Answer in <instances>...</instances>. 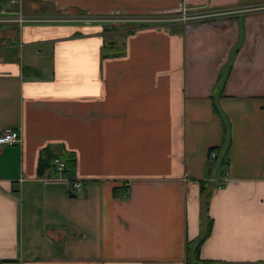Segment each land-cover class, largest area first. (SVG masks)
Listing matches in <instances>:
<instances>
[{
  "label": "crops",
  "instance_id": "obj_1",
  "mask_svg": "<svg viewBox=\"0 0 264 264\" xmlns=\"http://www.w3.org/2000/svg\"><path fill=\"white\" fill-rule=\"evenodd\" d=\"M14 1L48 16L217 12L0 23V129L21 134L0 146V264H186L198 239L209 264H264V0ZM62 152L63 174L53 159L39 171Z\"/></svg>",
  "mask_w": 264,
  "mask_h": 264
},
{
  "label": "built area",
  "instance_id": "obj_2",
  "mask_svg": "<svg viewBox=\"0 0 264 264\" xmlns=\"http://www.w3.org/2000/svg\"><path fill=\"white\" fill-rule=\"evenodd\" d=\"M14 0H10V2L6 5L7 9L4 8L0 10V23H6V22H13V23H18L22 24L24 22L28 21H34L35 18L34 16H29L25 13L10 10L9 8L12 6L10 3ZM180 9H184L183 13L181 14L182 20H190L193 18H207L209 16L215 15V13H212L214 11H204L202 9H190L186 8L184 6L180 7ZM78 18L76 21L80 22H85V23H98V24H123L127 22H140V23H151V22H159V21H167V22H172L175 19H170V18H164V19H159L158 15L155 14H150V15H135V14H129V13H123V12H110V13H104V14H93V13H85V12H80L77 13ZM61 16H44V15H37V18H44L47 21H58V18ZM36 18V19H37ZM178 17V19H181ZM37 19V20H38ZM166 22V23H167ZM21 143V134L20 131L17 129H12V128H4L0 129V146L4 145H18ZM215 151L210 150L208 153V167L209 169L212 168V164L215 161ZM52 163L54 165L55 170L59 175L63 174L66 169L67 165L64 160L60 159L59 157H55L52 160ZM68 181V186H69V192L70 195L74 196L78 194V192L81 191L82 189V184L78 179H70Z\"/></svg>",
  "mask_w": 264,
  "mask_h": 264
},
{
  "label": "rangeland",
  "instance_id": "obj_3",
  "mask_svg": "<svg viewBox=\"0 0 264 264\" xmlns=\"http://www.w3.org/2000/svg\"><path fill=\"white\" fill-rule=\"evenodd\" d=\"M6 2H7V4L10 2V0H6ZM11 5H15V1H12L11 3H10ZM4 8H6L7 9V6H3V8H1V10L2 9H4ZM10 10H14V11H18L19 12V10H18V8H17V10H15L16 9V7H14V6H11L10 8H9ZM183 11H184V9H177V10H173V11H164V12H158V13H150V14H155V15H158V17H159V19H164V18H170V19H175V20H177V21H182V22H184V21H187V20H182V18H181V14L183 13ZM204 11H206V10H204ZM210 11H212V10H209V12ZM227 11V10H226ZM226 11H219L220 13L221 12H226ZM20 12H22V13H24V11H22V10H20ZM217 11H214V12H212V13H216ZM79 13V12H78ZM26 14V13H25ZM150 14H144V15H150ZM27 15H29V16H34L33 18H35V20L34 21H28V22H24V23H22V24H36V23H47V22H49V21H47L46 19H44V18H37V15L36 14H32V13H27ZM43 15V14H42ZM44 16H48V15H44ZM78 14H74V15H63V16H61L60 18H58V21L59 22H61V21H64V22H80V21H76L77 19H79L78 17ZM178 17H180L181 19H178ZM38 20H37V19ZM199 19H201V18H193V19H190V20H199ZM203 19V18H202ZM174 21V20H173ZM165 22H167V21H165ZM165 22H163V21H159V22H151L150 24H160V23H165ZM85 23V22H84ZM16 24H18V23H16ZM22 24H19V25H22ZM88 24H90V23H88ZM130 24H133V23H130ZM134 24H136V23H134ZM215 151V150H214ZM215 154H216V151H215ZM216 159H217V154H216V157H215V161L213 162V164H212V168L211 169H209V167H208V169L211 171L212 169H213V167L215 166V164H216ZM208 181L210 180V181H213V180H215V179H213L210 175H208V179H207ZM222 180V179H221ZM216 181H217V179H216Z\"/></svg>",
  "mask_w": 264,
  "mask_h": 264
},
{
  "label": "trees",
  "instance_id": "obj_4",
  "mask_svg": "<svg viewBox=\"0 0 264 264\" xmlns=\"http://www.w3.org/2000/svg\"><path fill=\"white\" fill-rule=\"evenodd\" d=\"M5 0H0V4L3 3ZM217 147H212L210 148V150H216ZM43 155V154H42ZM55 157H59L60 159L64 160L67 167L72 165L74 158L72 157V155L70 153H56L55 155H47L45 157L41 156V160H40V166H39V171L43 168V166H47L49 165V161L50 159H54ZM203 191V190H202ZM202 239H198L195 242V245L193 246V252L190 248V246H186V251H187V258H186V264H209V261L206 260H202L199 259L198 257L196 258V249L199 246L200 242Z\"/></svg>",
  "mask_w": 264,
  "mask_h": 264
}]
</instances>
